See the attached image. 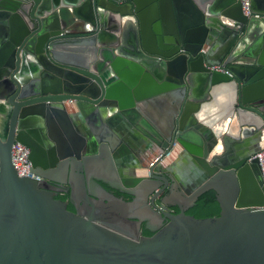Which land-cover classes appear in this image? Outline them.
Listing matches in <instances>:
<instances>
[{"label":"water","instance_id":"obj_1","mask_svg":"<svg viewBox=\"0 0 264 264\" xmlns=\"http://www.w3.org/2000/svg\"><path fill=\"white\" fill-rule=\"evenodd\" d=\"M249 12L0 0V264H264V0ZM208 191L218 215H188Z\"/></svg>","mask_w":264,"mask_h":264},{"label":"built area","instance_id":"obj_2","mask_svg":"<svg viewBox=\"0 0 264 264\" xmlns=\"http://www.w3.org/2000/svg\"><path fill=\"white\" fill-rule=\"evenodd\" d=\"M243 14L248 16L249 12V0H241ZM255 17H258L255 15ZM211 70H220L218 66H212ZM176 143L172 144V148L175 147ZM29 150L22 144L15 143L11 149L12 164L19 176H25L30 178H38L32 171V165L28 158ZM255 158L258 159V166L263 180L264 185V151L258 153ZM152 165V164H151Z\"/></svg>","mask_w":264,"mask_h":264},{"label":"trees","instance_id":"obj_3","mask_svg":"<svg viewBox=\"0 0 264 264\" xmlns=\"http://www.w3.org/2000/svg\"><path fill=\"white\" fill-rule=\"evenodd\" d=\"M215 193L208 191L202 194L197 200L195 206L188 210L187 214L195 218H205L217 216L219 213V207L216 202ZM146 236H151L152 233L145 230Z\"/></svg>","mask_w":264,"mask_h":264},{"label":"crops","instance_id":"obj_4","mask_svg":"<svg viewBox=\"0 0 264 264\" xmlns=\"http://www.w3.org/2000/svg\"><path fill=\"white\" fill-rule=\"evenodd\" d=\"M133 28L132 27H129L128 29V34H127V41H126V44H130L133 42L134 40V36H136L134 34V29H131ZM149 115V119L154 121V120H159V118L163 115V110H162V105L161 103H152L151 105V109H150V112L148 113ZM121 122L122 125H125V129H127V133L128 135H125L127 138L129 137L130 138H134L136 136H139V137H143L141 133L138 132V130L135 128V126H133V124H131L128 120H126L125 118H122V120H119ZM137 124V123H136ZM128 139V140H129ZM132 141V140H130ZM182 159H180L179 156L175 157L174 158V161H181ZM181 163H183V161H181ZM130 169H133V168H130Z\"/></svg>","mask_w":264,"mask_h":264},{"label":"flooded vegetation","instance_id":"obj_5","mask_svg":"<svg viewBox=\"0 0 264 264\" xmlns=\"http://www.w3.org/2000/svg\"><path fill=\"white\" fill-rule=\"evenodd\" d=\"M219 68H220V66H218ZM211 68V67H210ZM211 70V69H210ZM221 71H219V70H216V71H219V72H223L222 71V69H220ZM24 146V145H23ZM26 147V146H25ZM29 150V149H28ZM162 196H164V193H162L161 195H159V198H161ZM57 198L58 199H61V200H64V199H66V196L65 195H63V194H58L57 195ZM124 198L125 199H128V197H126V196H124ZM173 200L175 199V198H172ZM68 209L70 210V211H73V209H72V207L70 206V205H68ZM172 210H173V212H175V213H177V209H175V208H172ZM148 232V231H147ZM145 229H143V228H141V234L142 235H144V236H146L145 234Z\"/></svg>","mask_w":264,"mask_h":264}]
</instances>
